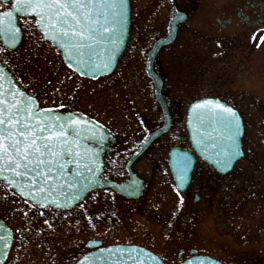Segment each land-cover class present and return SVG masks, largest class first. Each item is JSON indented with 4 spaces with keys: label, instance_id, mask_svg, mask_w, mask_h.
<instances>
[{
    "label": "rangeland",
    "instance_id": "374dc122",
    "mask_svg": "<svg viewBox=\"0 0 264 264\" xmlns=\"http://www.w3.org/2000/svg\"><path fill=\"white\" fill-rule=\"evenodd\" d=\"M130 1L132 26L127 49L111 75L97 81L76 76L64 66L51 44L29 37L23 28L24 20L19 21L22 42L8 68L15 79L24 82L25 90L35 96L40 108H63L87 115L123 141L128 150L142 140L149 125L154 128L162 121L160 110H154L153 85L145 75L143 54L149 37L161 33L156 26L150 31L144 30L157 21L158 0ZM149 1L151 4L147 7ZM215 6L217 15L219 10ZM213 36L214 44L206 49L205 40L197 33L182 31L173 46L159 52L155 67L159 65L166 77L163 92L183 104L184 115L191 102L209 97L223 86L221 75L219 80L211 76L208 79L207 67L210 70L211 65H221L231 56L249 58L246 64L255 63L257 67L245 75L243 88L255 91L258 104L264 106V41H261L264 35L253 38L251 34L243 41L235 40L239 43L233 46H228L224 35L214 31ZM251 42H254L252 48ZM256 124L246 128L244 148L248 160L238 166L250 172L257 164L264 168V118H258ZM172 137L171 130L156 148H151L134 164V170L147 183L144 194L135 201L125 202L99 190L81 202L83 208L78 204L69 210L57 211L60 217L53 221L50 209L31 206L0 186V219L14 232L6 264H73L87 253L85 244L89 240H101L104 246H141L166 264L180 262L181 248H193L198 254L223 264H264V194L258 199L248 194L241 197L229 188L225 202L212 201L215 181L209 183L203 179L201 202L188 203L186 207L167 168ZM162 144L164 151H159ZM126 162L124 156L117 159L119 173L125 172ZM181 211L183 214L179 215ZM45 219L51 227L44 223Z\"/></svg>",
    "mask_w": 264,
    "mask_h": 264
},
{
    "label": "snow or ice",
    "instance_id": "6c2138e0",
    "mask_svg": "<svg viewBox=\"0 0 264 264\" xmlns=\"http://www.w3.org/2000/svg\"><path fill=\"white\" fill-rule=\"evenodd\" d=\"M17 14L24 18L23 28L29 37L50 43L74 73L83 76L91 71L94 75L110 68L123 43L127 0H14L10 7L9 0H0V41L3 45L0 46V186L21 197L25 203L31 202V206L66 210L82 199L81 193L94 191L100 184L96 175L99 168L93 166L96 154L93 152L90 157L91 150L84 149L80 143L83 133L94 131L98 125L93 123L89 130L90 121L81 114L61 115L56 109L40 108L35 96L25 90L24 82L14 79V74L7 71L23 36L21 27L17 26ZM100 50L107 54L106 60L100 58ZM192 107L193 110L208 108L227 133L228 146L222 153L223 161L219 159L221 153H217L216 164L226 165L243 154L239 140L241 118L232 107L219 100H204ZM186 171L187 161L182 160L177 175L180 186L185 181ZM85 172L90 175L85 176ZM177 192L179 194V188ZM79 207L84 205L81 203ZM43 214L41 211L40 215ZM88 219L91 223L92 218ZM44 223L51 227L47 219ZM10 241V232L8 236H0L5 249ZM99 251L127 252L123 264H145V256L156 260L151 253L141 255L143 250L137 247L101 248ZM79 264H94V261L85 256ZM116 264L121 262L117 260Z\"/></svg>",
    "mask_w": 264,
    "mask_h": 264
},
{
    "label": "flooded vegetation",
    "instance_id": "af4514ba",
    "mask_svg": "<svg viewBox=\"0 0 264 264\" xmlns=\"http://www.w3.org/2000/svg\"><path fill=\"white\" fill-rule=\"evenodd\" d=\"M218 1L221 2L220 5L215 3ZM145 2L146 1H144V3ZM10 4L11 2H9V7ZM150 4L151 2L149 1L147 2L146 6L149 7ZM215 5H217L218 7L217 9L219 10L218 12V14L220 13L219 15L218 14L215 15L214 12L216 7ZM158 7L159 8H157V10L158 12H160V14L156 17L157 21L155 25L148 24L144 28V30L150 31L153 27L156 26L159 28L161 33L154 34L149 37L150 38L149 42L144 45V50H143L144 56H146V54L152 49L153 45L157 42V40L166 37L168 24L173 18L177 19L176 39L170 46L164 47L163 49H167L173 46L176 43L177 38L182 31H185L186 33H197L200 36V38L205 40L206 49H210L211 48L210 46L214 44L213 41L214 31H216L219 35L220 34L224 35V38L226 39V43H228V46L229 45L233 46L234 44L239 43L238 41L235 40L241 39L243 41L246 38V36H250L251 34H253V38H255L258 34L260 36L262 34L264 35V0H217V1L158 0ZM131 26H132V21H131ZM253 43L251 42L250 45L251 48ZM243 45H245V43H243ZM235 52L236 51H233L231 53L235 54ZM249 60H250L249 58L236 59V57L231 56L227 59V61H225L221 65L220 64L211 65L210 66L211 68L209 67L210 70L207 67V71H206V75L208 79L211 76L210 78L214 80H219V75H221V80L223 84V86H221L222 92H220L221 89L219 88L218 89L219 91L216 90V92L212 93L210 96L218 97L222 101H224L227 105L232 107L240 116L243 125V136L241 139V149L243 152V156L233 166L232 170L227 172L226 174H220L212 166L203 163L196 157L195 153L191 149L190 142L188 140L184 115L182 113L183 104H181V102L174 101L172 98H170L168 94L162 92L167 106V110L169 112V115L171 116V122H172L171 130L173 131V137H172L173 146L175 145L180 149L189 151L191 154H193V156L196 159L192 171L191 182L189 185V193L186 196L181 195L183 201L187 203V205H185L186 207L189 206L188 203L196 205L199 202H201L202 200L201 191H203V187L205 188V185L203 186L204 180L209 181V183H213L215 181L214 182L215 185L213 187L214 188L213 192L215 193V195L212 197V201L216 199V201L220 200L222 202H225L229 197V194L227 192L229 188L233 190L235 195L241 197L242 195L248 194L258 199L264 194V183H263L264 168L262 167V165L257 164V167L253 168L251 172L247 168L238 167L239 164L242 166L248 160L247 159L248 155H246L244 148V142L247 139L246 128L249 126V124L256 126L257 119L264 118V106L258 104L259 98H257L258 97L257 93L255 91H253L254 92L253 93L251 90L244 91L245 88H243L244 83L242 82L246 81L245 75L251 74L252 69L257 67L255 63L246 64V61L248 62ZM158 67L159 65L157 66V68L155 67V62H154L155 72L162 78V80L165 81L166 77L161 73V70ZM234 86H238L237 89H235ZM56 109L62 112H74V113L82 114L74 110H68L63 108H56ZM154 110H160L161 112V108L159 105H157V103L154 106ZM162 121L158 126H155L154 128H152L149 125L147 129L148 131H146L142 140H140L132 150L126 149V144L123 141L118 140V137L116 136L115 142L107 145L106 150L104 151L103 154L104 171L102 177L106 180L115 181L117 183H125L126 181H128L129 175L127 174L126 171L123 174L117 171V164H116L117 159L120 158L121 156H124L127 159H129V157L138 148L140 143L150 133L154 132L155 130L161 127ZM162 137L158 138L151 145L149 150L151 148L152 149L156 148V146L160 144L159 141L162 139ZM164 147L165 145L162 144L161 147L159 148V151H164L163 150ZM149 150H147L142 156L147 154ZM256 159L258 158L256 157ZM249 165L253 166L252 162L249 161ZM132 169L142 179V181L144 182V188H146L147 186L146 180H144V178L140 176L134 170L133 167ZM107 191H109L112 197H116L125 202H128L124 198L112 192L111 190H107ZM89 195H87L86 198ZM239 203H241V201H239ZM186 207H184V211L187 209ZM56 212L57 211L50 209V214L53 216V221H56L60 217L59 215L60 213H56ZM181 214H183L182 211L180 212L179 215ZM13 243H14V239H13ZM195 254L200 255L198 254L197 250L193 248H189L188 250L181 248L178 254V259L180 260L178 264L189 259L191 256ZM185 255H187L186 258H184ZM8 259L9 256L6 262L8 261Z\"/></svg>",
    "mask_w": 264,
    "mask_h": 264
},
{
    "label": "water",
    "instance_id": "95a60500",
    "mask_svg": "<svg viewBox=\"0 0 264 264\" xmlns=\"http://www.w3.org/2000/svg\"><path fill=\"white\" fill-rule=\"evenodd\" d=\"M12 1L14 2V0ZM17 15L19 16V14ZM176 25H177V19L175 18L169 23L168 34L166 38H162L158 40L155 43V45L152 47V49L148 52L147 61H146V74L154 83L155 96L159 104L161 105L162 111L164 113V124L161 129L157 130L156 132L152 133L150 136L147 137V139L140 145L139 149L133 154V156L129 160L127 167H126L127 172L130 175V181L128 184L118 185L116 183L107 182L101 179V175L103 173V152L104 150H106L107 144L113 143L114 139H111V138L109 139V135L103 127L99 126L97 123L86 118L87 120L90 121V123L88 124L89 130L93 128V123L98 125V127H96L94 131L86 130L83 133V139L80 141L84 149L91 150L88 153L90 157L92 156L93 152L96 154V161L93 166L94 167L98 166L99 168V172H97L96 175L100 179V184L97 185L95 189L111 188L118 194L130 200L138 199L143 192V183L132 173L130 167L132 163L150 146V144L155 139H157L160 135H162L163 133L169 130V127L171 124V118L168 115L167 108L165 106V103L163 101V97L161 94V88H162L163 82L153 71V61H154L155 56L157 55V53L163 46H167L174 42L176 38V31H177ZM129 26H130V6H129V0H127V21H126L125 28L121 36L123 43L120 45L116 53L115 59L113 60L110 68L104 72L97 71L95 72L94 75L91 71H88L83 76L79 74L78 75L84 78L95 80L100 77L111 74L117 65L119 57L122 55V53L125 50L127 40H128V35H129ZM20 43L21 41L19 42L18 46L20 45ZM99 56L103 60L107 59V54L103 50L99 51ZM62 61L65 64V66H67V61L64 60L63 58H62ZM204 100L216 101L218 99L204 98V99L193 102L189 106L188 111H187V117H186V128L188 132V138L191 143L192 149L195 151V153L201 160H203L205 163L215 168L221 174H225L233 168L234 164L242 158L243 154L241 156L234 157L232 161L226 165L223 163L219 165L215 163V160L218 158L217 153H221V155L219 156V159L223 161L222 153L224 152V150L227 149V146H228L227 140H226L227 133L224 132L221 125L215 119L214 114L208 108H197L193 110L192 106L194 104H199L200 102ZM220 102L223 103L222 101ZM57 113L61 115L68 114V113H59V112ZM241 125H242V121H241ZM93 136H96L97 138L93 139L92 138ZM99 136H103L104 139L99 140L98 139ZM242 136H243V125L241 126V136L239 137L240 144H241ZM198 140H200L201 143L198 144L197 143ZM213 145H215L216 147L213 148ZM168 158H169L168 159L169 172L172 176V179L175 183L176 188H179V192L182 195L184 196L188 195L189 184L191 182V175H192L193 167L195 165V157L193 156V154H191L187 150L180 149L179 147H173L169 151ZM182 160L187 161V171L185 173V181L183 185L180 186V181L177 179V175L179 172V162ZM84 175L89 176L90 174L85 172ZM91 191L93 190H89L86 193H81L82 199L77 202H74L68 209L72 208L74 205L82 201L84 197ZM0 225H2V228H0V236H8L9 232L11 233V241H10L9 247L5 249L3 247V244L0 243V262L4 264L8 256L10 247H11L13 233L11 229H9L3 222L0 221ZM100 245H101V242L93 241V242L88 243L87 246L91 248H94V247L97 248V247H100ZM116 247L127 249L129 247H137V246L116 245V246L105 247L104 249H109V248L115 249ZM137 248L143 250L141 255H143L144 253H151L150 251L143 249L141 247H137ZM99 249L101 248H98L97 250L85 255V256L90 257V259L94 261V264H116L117 260H119L121 264H123V261L126 260L128 256L127 252H124L123 254L119 252H115L112 254H109L108 252L100 253ZM132 255H135V253H133ZM151 255L156 257V260L153 261L150 258L145 256L144 257L145 264H163L162 261L156 255H154L153 253H151ZM83 258L80 259L76 264H79V262L82 261ZM190 262L191 264H220L216 260L210 259L207 257H194L186 261L184 264H190ZM129 264H131V262H129Z\"/></svg>",
    "mask_w": 264,
    "mask_h": 264
}]
</instances>
